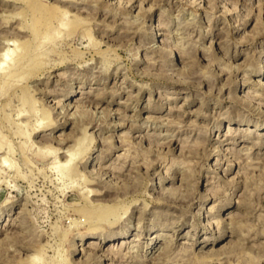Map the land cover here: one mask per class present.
<instances>
[{
	"label": "rangeland",
	"instance_id": "374dc122",
	"mask_svg": "<svg viewBox=\"0 0 264 264\" xmlns=\"http://www.w3.org/2000/svg\"><path fill=\"white\" fill-rule=\"evenodd\" d=\"M263 93L264 0H0V264H264Z\"/></svg>",
	"mask_w": 264,
	"mask_h": 264
},
{
	"label": "bare ground",
	"instance_id": "6f19581e",
	"mask_svg": "<svg viewBox=\"0 0 264 264\" xmlns=\"http://www.w3.org/2000/svg\"><path fill=\"white\" fill-rule=\"evenodd\" d=\"M28 17V16H27ZM61 19V17L59 18V20ZM48 28L49 27H47V28H44L43 29V27H41L40 29L42 30L41 32H39V33H36L38 30H36V31H34V35H37L38 37L42 34V32L43 31H45V30H48ZM8 32V31H7ZM19 33V32H18ZM16 34V33H15ZM18 35V34H17ZM16 37V36H15ZM262 85V84H261ZM264 94V93H263ZM73 118V117H72ZM88 136V135H87ZM68 159V158H67ZM128 194V193H127ZM101 206V205H100ZM107 207V206H106ZM98 209L100 210V207H98ZM109 209H111V208H109ZM99 210H97L96 212L97 213H100L99 212ZM107 211H109L108 209H107ZM107 211H104V212H107ZM87 213V212H86ZM90 213V212H89ZM92 213V212H91ZM94 213H95V211L93 212V215H94ZM97 213H95L96 215H98ZM103 213V212H102ZM104 214V213H103ZM95 215V216H96ZM94 216V217H95ZM93 217V218H94ZM97 217V216H96ZM86 219V218H84V223H85V228L87 229V231H90L91 230V233L92 232H95V233H100L101 235L103 234L104 236L106 235V236H112L113 234H116V233H114V231L112 230V229H109L108 231H104L103 230V228L102 227H106V226H112V225H114L113 223H111L109 220H108V218L107 217H101V218H97V219ZM237 218V217H236ZM81 222V221H80ZM233 222H234V220H233ZM232 223V222H231ZM75 224H77L76 222H75ZM112 224V225H111ZM223 224V223H222ZM230 224V223H229ZM234 224V223H233ZM235 224H237V222L235 223ZM234 224V225H235ZM102 226V227H101ZM226 225H223V227H225ZM233 227L234 226H230V228H232L233 229ZM112 228H114V227H112ZM234 233V232H233ZM156 238V237H155ZM105 239V238H104ZM93 244V243H92ZM99 244V243H98ZM122 244V243H121ZM126 244V243H125ZM95 246V245H94ZM154 249V247H151V251H150V253L152 252V250ZM157 249V248H156ZM95 250V249H94ZM167 252L165 251V249L164 250H162L161 252H159V255L160 254H166ZM113 254H115L114 255V257L116 256L117 258H122V260H123V256L121 255V254H116L115 252L113 253ZM170 255V254H169ZM188 255V254H187ZM98 258L99 257H104V256H97ZM115 257V258H116ZM116 260V259H115ZM164 261V260H163ZM159 264V263H158Z\"/></svg>",
	"mask_w": 264,
	"mask_h": 264
}]
</instances>
